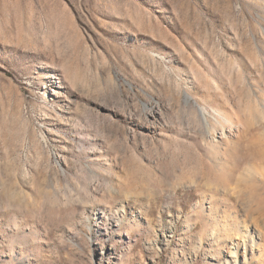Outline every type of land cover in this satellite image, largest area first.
I'll list each match as a JSON object with an SVG mask.
<instances>
[{
	"label": "rangeland",
	"instance_id": "1",
	"mask_svg": "<svg viewBox=\"0 0 264 264\" xmlns=\"http://www.w3.org/2000/svg\"><path fill=\"white\" fill-rule=\"evenodd\" d=\"M0 264H264V0H0Z\"/></svg>",
	"mask_w": 264,
	"mask_h": 264
},
{
	"label": "bare ground",
	"instance_id": "2",
	"mask_svg": "<svg viewBox=\"0 0 264 264\" xmlns=\"http://www.w3.org/2000/svg\"><path fill=\"white\" fill-rule=\"evenodd\" d=\"M200 112L204 118H206L207 111L205 108H200Z\"/></svg>",
	"mask_w": 264,
	"mask_h": 264
}]
</instances>
